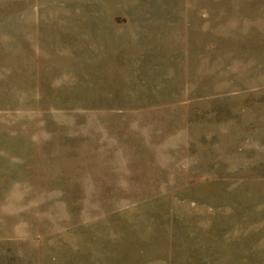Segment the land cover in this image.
I'll use <instances>...</instances> for the list:
<instances>
[{
  "label": "rangeland",
  "instance_id": "374dc122",
  "mask_svg": "<svg viewBox=\"0 0 264 264\" xmlns=\"http://www.w3.org/2000/svg\"><path fill=\"white\" fill-rule=\"evenodd\" d=\"M0 264H264V0H0Z\"/></svg>",
  "mask_w": 264,
  "mask_h": 264
}]
</instances>
